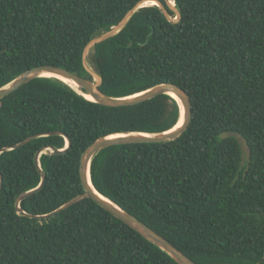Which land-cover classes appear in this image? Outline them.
<instances>
[{
    "label": "trees",
    "instance_id": "obj_1",
    "mask_svg": "<svg viewBox=\"0 0 264 264\" xmlns=\"http://www.w3.org/2000/svg\"><path fill=\"white\" fill-rule=\"evenodd\" d=\"M140 1L0 0V86L41 64L91 78L85 46ZM158 1L169 16L142 6L94 45V82L112 96L175 83L190 97L189 125L173 140L102 148L92 184L197 264H264V0H172L177 20ZM180 112L169 94L107 106L53 77L0 98V148L48 133L0 153V264H178L91 198L39 220L15 200L40 182L36 153L65 146L52 132L71 144L41 153L45 183L21 200L28 213L83 192L80 157L99 137L168 130Z\"/></svg>",
    "mask_w": 264,
    "mask_h": 264
},
{
    "label": "water",
    "instance_id": "obj_2",
    "mask_svg": "<svg viewBox=\"0 0 264 264\" xmlns=\"http://www.w3.org/2000/svg\"><path fill=\"white\" fill-rule=\"evenodd\" d=\"M145 1L148 0H142L140 1L134 8H132L125 17L116 25L112 26L108 31L100 34L99 36L93 38L84 48L83 52V60H84V54L86 49L92 45L94 46L96 43L102 42L105 39L115 35L118 33L124 25L127 23L131 15L140 7L146 6L147 4H144ZM155 1V5H157L159 8H161L162 12L169 16L164 5L158 1V0H152ZM152 5V4H148ZM168 7L175 11L176 16L172 20H177L180 16L178 10L175 8V6H172L169 1H167ZM87 68V67H86ZM88 69V68H87ZM89 71V75L91 78L84 77L81 75L76 74L75 72H72L66 68H63L61 66L53 65V64H41L37 65L35 67H32L30 69H27L23 72H21L17 77H15L13 80L8 82L5 85L0 86V98L12 93L13 91L17 90L22 85L26 84L27 82L37 78V77H50L45 76V73H50L53 75H56L53 78H56L68 86H70L73 90H75L78 94H81L82 96L86 97L85 94L89 95L90 98L95 102H98L103 105L107 106H129L133 104L140 103L142 101L148 100L154 96L160 95V94H169L173 98L177 100L179 103V106L181 108L180 117L181 122L176 127L175 126L168 130L159 131V132H136V131H130V132H122V133H115L111 134L105 137H99L95 141H93L87 148L83 151L80 157V163H79V176L80 180L83 186V192L73 196L63 204H61L59 207L55 208L54 210L43 213V214H32L23 211L20 208V202L22 199L32 195L33 193L40 190L44 183H45V173L43 172L39 157L41 153L43 152H49L53 154L66 152L68 148L70 147L71 140L70 138L57 131L52 132L51 134H61L65 138V146L63 148H56L53 146H46L39 150L35 157V165L38 169V172L40 174V182L39 184L27 191H24L20 193L16 200H15V206L19 209V212H21L23 215L28 216L30 218L34 219H44L48 218L50 216H53L60 211L66 209L67 207L71 206L72 204L80 201L83 198H91L94 202H96L99 206L107 210L110 214L121 220L123 223L127 224L129 227L134 229L136 232H138L141 236H143L145 239L159 247L161 250H163L165 253H167L175 262L178 264H197L195 261H193L190 257H188L185 253H183L181 250H179L175 245H173L170 241H168L164 236L156 232L154 229L149 227L147 224H145L143 221L132 215L127 210L123 209L120 205L115 203L114 201L110 200L103 194H101L99 191L96 190V188L93 186L91 178H90V163L93 156L102 148H105L110 145L114 144H126V143H136V142H165L169 140H173L183 134V132L186 130V128L189 125L192 109H191V100L188 95V93L183 89L181 86L171 83V82H160L157 84H154L147 89L127 95V96H112L104 93L101 91L98 87L100 84L101 78L98 83H95L92 79L94 72ZM61 78L66 79L68 82L62 80ZM71 84L77 86L79 90L82 92H78L76 89H74ZM87 98V97H86ZM179 121V120H178ZM48 133L43 134H35L32 136H29L19 143H16L14 145H11L9 147H2L0 148V153L6 150L14 149L17 147H20L27 143L28 141L41 136V135H47ZM231 135L238 138L239 140L242 139V135L236 132H230ZM2 173L0 171V188L2 185Z\"/></svg>",
    "mask_w": 264,
    "mask_h": 264
},
{
    "label": "bare ground",
    "instance_id": "obj_3",
    "mask_svg": "<svg viewBox=\"0 0 264 264\" xmlns=\"http://www.w3.org/2000/svg\"><path fill=\"white\" fill-rule=\"evenodd\" d=\"M169 3L170 4H172V5H174V2L172 1V0H169ZM144 4H155V1H152V0H148V1H145L144 2ZM94 46H92L91 45V64L93 65V67H94V69L96 70V66L94 65V59H95V57H94ZM92 65H91V68H92ZM94 70V71H95ZM45 76H50V77H55L56 75H53V74H50V73H45L44 74ZM62 80H64V81H66V82H68L69 83V81H67L66 79H64V78H61ZM92 79H93V81H94V79H95V72H94V74H93V77H92ZM71 86L74 88V89H76L78 92H80V93H82L80 90H79V88L77 87V86H75V85H73V84H71ZM85 96L87 97V98H90V96L89 95H87V94H85ZM182 118V117H181ZM179 119V121H178V123H177V125H176V127L180 124V122H181V120L182 119Z\"/></svg>",
    "mask_w": 264,
    "mask_h": 264
},
{
    "label": "rangeland",
    "instance_id": "obj_4",
    "mask_svg": "<svg viewBox=\"0 0 264 264\" xmlns=\"http://www.w3.org/2000/svg\"><path fill=\"white\" fill-rule=\"evenodd\" d=\"M174 6V5H173ZM173 19V18H172ZM94 63V65L96 66V62L94 61L93 62ZM85 65H86V67L90 70V71H93V72H95L94 70V67H93V65H92V68L91 67H89V65L87 64V63H85ZM97 72V71H96ZM241 146H242V150H243V158L244 159H246V157H247V153H248V149H247V146H246V144L244 143V141L243 140H241Z\"/></svg>",
    "mask_w": 264,
    "mask_h": 264
}]
</instances>
